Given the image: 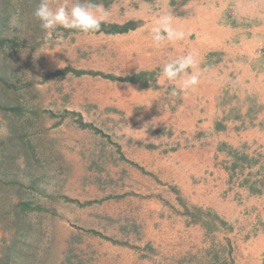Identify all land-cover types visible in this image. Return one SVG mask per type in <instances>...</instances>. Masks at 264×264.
Segmentation results:
<instances>
[{"label":"rangeland","instance_id":"374dc122","mask_svg":"<svg viewBox=\"0 0 264 264\" xmlns=\"http://www.w3.org/2000/svg\"><path fill=\"white\" fill-rule=\"evenodd\" d=\"M177 1L167 11L184 16ZM93 2L109 12L121 2L128 13L110 14L96 34L59 28L62 39L46 44L33 16L39 0H0V264H264L260 228L242 207L264 192L263 151L220 141L211 162L227 163L222 174L198 166L178 175L163 121L181 95L157 83L170 52L145 29L162 3ZM263 13L264 0H242L226 22L259 27ZM260 39L241 67L232 45L225 63L210 55L214 84L200 90L210 137L264 128V95L238 78L264 75Z\"/></svg>","mask_w":264,"mask_h":264},{"label":"crops","instance_id":"0c3cea01","mask_svg":"<svg viewBox=\"0 0 264 264\" xmlns=\"http://www.w3.org/2000/svg\"><path fill=\"white\" fill-rule=\"evenodd\" d=\"M171 1L173 0H168L167 2L166 0H156L157 5H159L158 3H162V6H157L158 8L156 9L158 10L155 11V14L159 15L161 12L167 11L166 3H171ZM237 2H242V0L177 1V3H180L178 6L184 10V16L175 17V19L177 26L186 32V38L174 44H168L163 48L168 50L167 52H170L169 59L185 55L189 51L197 53L199 60L197 71L200 73V83L198 86L194 90L181 92L179 101L173 102L174 106H178L177 110L169 114L168 118L163 121V125L168 126L174 132L172 141L177 142V150L173 152L175 153V161L171 163H173L172 169L175 170L178 175L180 172H185L186 175L195 174L196 171H194V168H198V166L201 172L199 175H206L210 173L211 170H214V174H222L227 163L223 161L217 163L218 160L216 162H211L213 156L216 155L217 151H215V149L218 147V142L220 141L225 140L234 147L248 144L251 150L254 147H259L257 150L263 151L264 153V128H261L259 125H252L249 129L243 130L239 134L233 131V134L230 133L229 136H225V133L219 131L216 135L213 133V137H210V130L214 132L213 122L208 120L209 108L204 107L205 102L200 92V90L202 91L205 88V91H208L212 84H214L212 81L208 83L206 82L207 80H205V75L209 73V71H215L214 68H209L208 65L212 53H219V57L223 59L222 63H225L228 61L226 60V54L228 52L227 46L232 45L234 47V58H232L231 62L237 66L240 65V67L244 57L248 56L251 62V59L258 55L262 45L260 37L264 38V13L260 14L262 23L259 27L253 25L249 27L245 26L244 29L242 27H231L226 22L228 18L227 12L229 11V7ZM163 3H165L164 7ZM120 4L121 5L116 2L111 4L110 14L113 17L119 15L118 11L128 13V8L121 10L123 4L121 2ZM116 5L119 7H116ZM256 15L257 13L240 12V16L243 17L252 18ZM128 20L127 18L121 22L124 23ZM117 21L119 22V20ZM150 27L151 24L149 23L145 29H149ZM241 32H247L248 34L243 38L238 37L236 39L235 36ZM236 55L238 57H236ZM238 78L241 82H246L248 79V85H256L257 89L260 91L258 93L264 95V90L261 88L264 86V82H262L264 75L261 77L260 74L259 77L258 70H251L250 77L247 74L243 75L241 72L238 74ZM164 82L165 79L161 76L159 84L163 85L165 84ZM168 85L172 86V84ZM215 86L216 84L214 87ZM158 106L170 105L165 101H161L158 103ZM256 166L261 168V166ZM262 172L264 174V170ZM180 175H182V173ZM207 178L209 179V175ZM199 197L204 200L203 195ZM243 201L244 204L242 207L248 211V216L257 221V226L260 228L257 235V244H259L260 248H264V192L259 195L248 196L244 198ZM224 203L233 204L230 199H227ZM218 204H220V201Z\"/></svg>","mask_w":264,"mask_h":264},{"label":"clouds","instance_id":"9594fccd","mask_svg":"<svg viewBox=\"0 0 264 264\" xmlns=\"http://www.w3.org/2000/svg\"><path fill=\"white\" fill-rule=\"evenodd\" d=\"M33 16L39 21L40 28L44 30V41L47 44L62 39V36L57 32L59 28L82 34L100 32L102 25L107 23L110 12L101 4L94 3L93 0H71L70 3L68 0H64V2L39 0L33 11ZM149 36L152 45L161 48L184 40L186 32L177 26L171 11H164L154 19ZM198 63L197 53L189 51L185 55L170 58L162 66L160 75L173 85L171 95L175 96L181 92L194 90L198 86L200 83V73L197 71Z\"/></svg>","mask_w":264,"mask_h":264},{"label":"trees","instance_id":"16d2710c","mask_svg":"<svg viewBox=\"0 0 264 264\" xmlns=\"http://www.w3.org/2000/svg\"><path fill=\"white\" fill-rule=\"evenodd\" d=\"M129 29H132V28H130V27H129V28L124 27V28L121 29V31L129 30ZM129 81H130V79H129ZM131 81H132V80H131Z\"/></svg>","mask_w":264,"mask_h":264}]
</instances>
